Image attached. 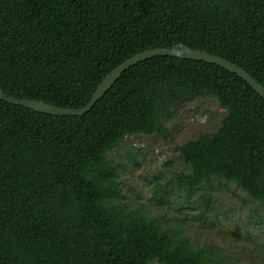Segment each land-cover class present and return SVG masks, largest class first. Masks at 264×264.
I'll use <instances>...</instances> for the list:
<instances>
[{
    "label": "trees",
    "instance_id": "1",
    "mask_svg": "<svg viewBox=\"0 0 264 264\" xmlns=\"http://www.w3.org/2000/svg\"><path fill=\"white\" fill-rule=\"evenodd\" d=\"M154 48L206 51L264 86V0H0V86L9 96L80 108L111 70ZM202 94L226 114L215 132L179 147L189 171L178 185L191 193L223 178L264 205V99L216 64L145 59L81 116L0 100V264H219L116 208L106 157L128 135L168 137L164 119ZM166 195V186L155 192L158 202Z\"/></svg>",
    "mask_w": 264,
    "mask_h": 264
},
{
    "label": "rangeland",
    "instance_id": "2",
    "mask_svg": "<svg viewBox=\"0 0 264 264\" xmlns=\"http://www.w3.org/2000/svg\"><path fill=\"white\" fill-rule=\"evenodd\" d=\"M225 114L214 96L202 94L178 103L164 119L168 137L125 136L106 153L118 181L111 203L186 238L219 264H264L263 204L223 178L213 180L210 190L191 193L176 180L189 171L179 147L215 132ZM163 186L166 199L158 202L155 192ZM204 196L210 197L208 209Z\"/></svg>",
    "mask_w": 264,
    "mask_h": 264
},
{
    "label": "water",
    "instance_id": "3",
    "mask_svg": "<svg viewBox=\"0 0 264 264\" xmlns=\"http://www.w3.org/2000/svg\"><path fill=\"white\" fill-rule=\"evenodd\" d=\"M159 55H167V56H175L179 58L193 59V60H201L208 63L216 64L224 69L236 74L242 80L247 82L252 89L259 94L264 99V86H262L256 79H254L247 71L243 68L237 66L236 64L224 59L220 56L210 54L203 50L198 49H183V50H174L169 48H154L150 50H145L140 53H137L118 66H116L113 70H111L99 83L96 87L92 97L89 102L80 108H66L56 106L54 104H50L44 102L42 100L37 99H29V98H17L13 96L6 95L1 86H0V100H4L10 104L20 105L37 112L56 115V116H81L85 112L89 111L91 107L95 104V102L100 99L116 82V80L120 77V75L127 70L128 68L144 61L145 59L152 58L154 56Z\"/></svg>",
    "mask_w": 264,
    "mask_h": 264
}]
</instances>
